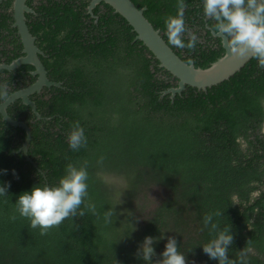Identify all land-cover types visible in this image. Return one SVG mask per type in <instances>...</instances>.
Segmentation results:
<instances>
[{
  "label": "trees",
  "instance_id": "obj_1",
  "mask_svg": "<svg viewBox=\"0 0 264 264\" xmlns=\"http://www.w3.org/2000/svg\"><path fill=\"white\" fill-rule=\"evenodd\" d=\"M12 1L0 3V58L7 64L21 48L10 27ZM89 1L42 0L46 14L27 24L47 56L41 60L48 78L61 86L30 96L40 118L20 99L7 107L10 117L31 128L30 161L20 149L25 131L0 116V185H11L7 197L0 196V264H137L144 262L137 251L145 237L156 241L153 264L169 237L188 264H218L202 249L214 236L203 217L217 211L223 215L212 222L220 230L231 227L234 237L229 258L239 262L244 249L248 264H264V69L251 58L206 92L186 86L171 98L163 92L177 79L108 4L100 3L96 23L85 19ZM131 1L146 7V19L184 62L192 58L196 68H206L224 54L220 38L205 47L198 42L195 50L168 43L164 20L177 14L178 0ZM185 3L187 27L196 35L207 25L210 34L214 22L205 21L202 0ZM9 44L12 56L6 55ZM31 69H1L0 83L10 93L26 87L36 78L27 74ZM76 121L87 137L79 151L67 140ZM85 160L86 203L95 204L99 218L82 205L83 217L41 235L16 211L18 197L35 186L58 185L68 163L79 167ZM107 174L121 182H108ZM110 208L115 216L106 224Z\"/></svg>",
  "mask_w": 264,
  "mask_h": 264
},
{
  "label": "clouds",
  "instance_id": "obj_2",
  "mask_svg": "<svg viewBox=\"0 0 264 264\" xmlns=\"http://www.w3.org/2000/svg\"><path fill=\"white\" fill-rule=\"evenodd\" d=\"M187 5L185 0H178L177 14L169 15L164 20L165 34L168 43L178 49L195 50L198 37L186 25L184 10ZM202 10L205 21L211 20L212 31L222 34L227 39L231 52L240 58H254L258 67L264 69V0H202ZM187 37V43L185 39ZM196 61L189 58L186 64L195 66ZM200 71V69H194ZM9 86L6 82L0 83V102H7L10 97ZM69 148L79 151L87 146V137L84 128L79 121L74 122L72 130L67 137ZM101 156L98 163L102 164ZM88 161H83L80 166L68 163L65 175L59 179L56 186H35L30 192L21 194L16 201V211L23 218L30 221L33 229L39 228L41 235H46L53 228H58L66 219L83 217L85 212L81 206L86 207L93 215L99 218L96 206L86 203L88 199ZM6 174V170H4ZM13 175L15 171L13 170ZM10 183L0 185V196L7 197ZM221 216L223 213L206 214L203 217L205 228H209V234H214L209 242L202 246L203 252L218 264H248L247 253L240 251L239 262L230 259L228 252L233 243L231 227L219 229L217 223H213V216ZM114 210L104 212L106 224H112ZM10 219L15 220L13 215ZM153 237H145L137 251V256L145 264H153L156 256ZM154 264H188L187 257L178 250L177 241L169 237L165 244V250Z\"/></svg>",
  "mask_w": 264,
  "mask_h": 264
},
{
  "label": "water",
  "instance_id": "obj_3",
  "mask_svg": "<svg viewBox=\"0 0 264 264\" xmlns=\"http://www.w3.org/2000/svg\"><path fill=\"white\" fill-rule=\"evenodd\" d=\"M3 0H0V3ZM104 2L108 4L114 13L119 14L131 26L136 33L135 40H139L152 53L158 61L159 67L168 71L177 79L175 87H171L163 92L169 93L172 98L176 93H181L186 86L196 88L198 91L206 92L208 88L216 86L223 81H227L235 73L251 59L240 58L234 55L227 43V39L212 31L221 39V45L224 54L212 62L206 68L190 67L179 57L175 51L162 38L160 31L155 29L152 24L144 16L146 7L137 8L131 0H90L87 6L88 13L92 14L93 8ZM30 8L26 5V0L12 1V18L13 27L16 28L17 34L23 46V55L12 60L10 63H1L0 69L13 70L22 64H29L34 68L32 72L36 76L35 81L26 87L11 92L7 102H0V116L3 121L13 127H21L25 131V138L20 147L26 156L27 147L31 139V128L22 120L13 119L7 113V107L20 99L25 105L30 106V110L36 118H40V114L36 110V105L30 96L39 93L43 87L51 86L60 87L61 83L52 81L47 76V70L39 59L38 55L41 51L34 44V36L30 33L26 21L25 12H30ZM200 69V71L194 70ZM26 159H30L26 156Z\"/></svg>",
  "mask_w": 264,
  "mask_h": 264
},
{
  "label": "flooded vegetation",
  "instance_id": "obj_4",
  "mask_svg": "<svg viewBox=\"0 0 264 264\" xmlns=\"http://www.w3.org/2000/svg\"><path fill=\"white\" fill-rule=\"evenodd\" d=\"M27 1V0H26ZM40 1H42V0H32L31 1V3L30 4H27L26 3V5L30 8V12H25V14H24V16H25V21H26V24H28V23H30V20L31 19H34V18H36V17H42L43 15H45L46 14V12L44 11V10H42L41 8H44V7H49V5H47V4H45L43 7L41 6V3H40ZM101 3V2H100ZM97 4L96 6H99V9H98V13L96 14V13H93V10H92V14H90V13H88V10H87V6H86V12H85V14H87L88 15V17H86L85 19H93V22L94 23H96L97 22V19H98V14H100L101 12H103L104 11V8H103V6L101 5V4ZM89 4V3H88ZM95 6V7H96ZM94 7V8H95ZM93 8V9H94ZM11 17H12V8H11ZM13 20H12V22H11V25H10V27L11 28H14L13 27ZM27 27H28V25H27ZM29 29V28H28ZM210 28L206 25L205 26V29H202L201 31H199L197 34H196V36L198 37V42L203 46V47H205V45H211L213 42H214V40L215 39H217V38H220L219 36H216V35H214L213 33H212V31H210L211 33L210 34H208L206 31L207 30H209ZM211 30V29H210ZM16 35L18 36V34H17V31H16ZM18 38H19V36H18ZM35 40H36V38L34 37V44L37 46V44L35 43ZM19 41H20V38H19ZM220 42H221V39H220ZM0 44H1V42H0ZM20 45H21V48L19 49V53H20V55H18V57H20V56H22L23 55V46H22V44H21V41H20ZM222 46V45H221ZM38 47V46H37ZM2 49V47L0 46V50ZM7 49V52L8 53H6V55L7 54H10V56H12L13 55V46H11L10 44L8 45V47L6 48ZM38 49L40 50V48L38 47ZM41 51V50H40ZM18 57H16V58H18ZM38 57H39V59L41 60V58H45V57H47L45 54H43V52L41 51V54H39L38 55ZM16 58H14V59H16ZM13 59V60H14ZM5 61V57L3 56V57H1L0 58V64L1 63H5L4 62ZM41 62L43 63V65H44V67H45V63L41 60ZM22 65H24V64H22ZM21 66V65H20ZM20 66L19 67H17L16 69H13V70H6V71H8V73H15V71L17 70V69H19L20 68ZM46 69V68H45ZM1 70V69H0ZM34 71V68L33 69H31V70H27V74H29V75H33L32 74V72ZM40 93V92H39ZM261 131V133L262 134H264V120H263V122H262V124H261V129H260Z\"/></svg>",
  "mask_w": 264,
  "mask_h": 264
},
{
  "label": "rangeland",
  "instance_id": "obj_5",
  "mask_svg": "<svg viewBox=\"0 0 264 264\" xmlns=\"http://www.w3.org/2000/svg\"><path fill=\"white\" fill-rule=\"evenodd\" d=\"M104 178H105V180H107L108 182H121V179L120 178H118V177H114V176H112V175H104ZM143 243V242H142ZM141 243V244H142ZM140 244V245H141ZM137 264H145V262H141V263H137Z\"/></svg>",
  "mask_w": 264,
  "mask_h": 264
}]
</instances>
